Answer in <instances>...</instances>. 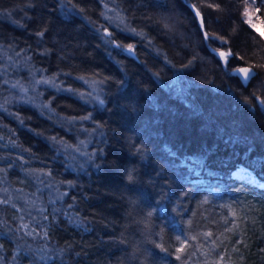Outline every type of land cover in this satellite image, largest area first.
Returning <instances> with one entry per match:
<instances>
[{
	"label": "trees",
	"instance_id": "1",
	"mask_svg": "<svg viewBox=\"0 0 264 264\" xmlns=\"http://www.w3.org/2000/svg\"><path fill=\"white\" fill-rule=\"evenodd\" d=\"M242 8L0 0V50L49 81L21 103L0 85V264H264V38Z\"/></svg>",
	"mask_w": 264,
	"mask_h": 264
},
{
	"label": "rangeland",
	"instance_id": "2",
	"mask_svg": "<svg viewBox=\"0 0 264 264\" xmlns=\"http://www.w3.org/2000/svg\"><path fill=\"white\" fill-rule=\"evenodd\" d=\"M242 14L244 20L250 25V27L264 38V0H243ZM5 68L10 69L11 74L4 75L3 69ZM8 78H17L18 81L15 83ZM43 81L47 80H41L38 78V76L29 68L25 57H22L17 53L12 56L0 50V85L3 86L5 83L9 86L6 91H9L10 100H7V102L21 103L30 101L31 96H34V94L39 91V87L48 86L47 83H43ZM6 97L7 95H5L4 100H6ZM237 172L243 177L258 182L252 173L246 168L241 167ZM262 185L264 186V184Z\"/></svg>",
	"mask_w": 264,
	"mask_h": 264
},
{
	"label": "snow or ice",
	"instance_id": "3",
	"mask_svg": "<svg viewBox=\"0 0 264 264\" xmlns=\"http://www.w3.org/2000/svg\"><path fill=\"white\" fill-rule=\"evenodd\" d=\"M197 15H199V13H197ZM200 23H201V28H203V26H204L203 19H201V22ZM131 31L135 32L134 29H132ZM38 35H43V33H38ZM204 36H205V38H208V34L206 32L204 33ZM215 38L216 37H213V39H215ZM222 43H223V41H222ZM127 48H128V51L129 52H132L133 51V46L132 45H128ZM220 55L221 56H225L224 53H220ZM228 55L230 56L231 53H228ZM225 59H226V57H225ZM254 67L255 66L234 69L233 70V74L240 76V78H241L242 81H248V80L252 79L256 75V73L253 70ZM259 67H264V65H259ZM43 83H49V81H43ZM261 103L264 104V100H262ZM88 118L89 117H83L82 119H88ZM129 179H131V176H129ZM233 215H235V213H233ZM29 235H31V233H29ZM207 235L208 236H211L212 234L211 233H207ZM180 251H182V249ZM179 258L180 257L178 256L177 259H179Z\"/></svg>",
	"mask_w": 264,
	"mask_h": 264
},
{
	"label": "water",
	"instance_id": "4",
	"mask_svg": "<svg viewBox=\"0 0 264 264\" xmlns=\"http://www.w3.org/2000/svg\"><path fill=\"white\" fill-rule=\"evenodd\" d=\"M243 68H246V67H243ZM253 70H254V72L256 73V70H255L254 68H253ZM241 75H242V74H241ZM255 76H256V75H255ZM255 76H254V77H255ZM254 77H253V78H254ZM238 78L240 79V81H241V83L243 84L244 87H248L249 84H250V82H251L252 79H253V78H252V79H250V80H248V81H242L241 78H240V76H238ZM259 102L261 103V100H259ZM261 104H262V103H261ZM262 108L264 109V104H262Z\"/></svg>",
	"mask_w": 264,
	"mask_h": 264
},
{
	"label": "bare ground",
	"instance_id": "5",
	"mask_svg": "<svg viewBox=\"0 0 264 264\" xmlns=\"http://www.w3.org/2000/svg\"><path fill=\"white\" fill-rule=\"evenodd\" d=\"M236 175L239 176V177H242V175H240L238 172L236 173Z\"/></svg>",
	"mask_w": 264,
	"mask_h": 264
}]
</instances>
